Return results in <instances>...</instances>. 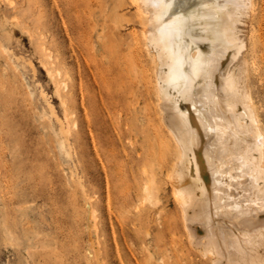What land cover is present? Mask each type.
I'll use <instances>...</instances> for the list:
<instances>
[{"label":"rangeland","instance_id":"1","mask_svg":"<svg viewBox=\"0 0 264 264\" xmlns=\"http://www.w3.org/2000/svg\"><path fill=\"white\" fill-rule=\"evenodd\" d=\"M255 2L243 28L261 37L245 56L263 130ZM135 11L132 0H0V264H211L189 244L167 179L175 147ZM44 64L68 85L61 97Z\"/></svg>","mask_w":264,"mask_h":264},{"label":"bare ground","instance_id":"2","mask_svg":"<svg viewBox=\"0 0 264 264\" xmlns=\"http://www.w3.org/2000/svg\"><path fill=\"white\" fill-rule=\"evenodd\" d=\"M132 1L153 65L155 113L175 147L167 179L189 244L211 264H264V129L245 56L261 37L248 40L243 28L256 18L255 0ZM44 67L60 96L68 86L60 70ZM150 183L145 203L155 195L153 175Z\"/></svg>","mask_w":264,"mask_h":264}]
</instances>
